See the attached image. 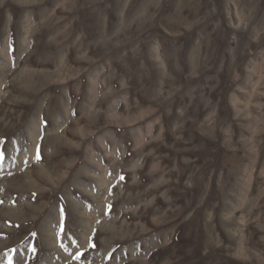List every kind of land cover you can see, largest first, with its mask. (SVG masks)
Instances as JSON below:
<instances>
[{"label":"rangeland","instance_id":"374dc122","mask_svg":"<svg viewBox=\"0 0 264 264\" xmlns=\"http://www.w3.org/2000/svg\"><path fill=\"white\" fill-rule=\"evenodd\" d=\"M0 264H264V0H0Z\"/></svg>","mask_w":264,"mask_h":264},{"label":"snow or ice","instance_id":"6c2138e0","mask_svg":"<svg viewBox=\"0 0 264 264\" xmlns=\"http://www.w3.org/2000/svg\"><path fill=\"white\" fill-rule=\"evenodd\" d=\"M37 159H39V157H37Z\"/></svg>","mask_w":264,"mask_h":264}]
</instances>
